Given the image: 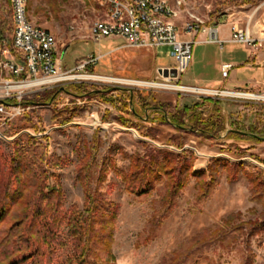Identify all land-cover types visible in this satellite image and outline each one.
<instances>
[{
  "label": "rangeland",
  "instance_id": "374dc122",
  "mask_svg": "<svg viewBox=\"0 0 264 264\" xmlns=\"http://www.w3.org/2000/svg\"><path fill=\"white\" fill-rule=\"evenodd\" d=\"M167 1L175 12L172 19L180 29L185 22L202 21L205 27L219 26L223 37L230 34L232 25L249 26L254 37L264 38V0ZM27 8L28 18L34 25L46 28L55 35L60 69L75 70L76 76L49 86H23L25 82L8 83L10 75L0 72V99H31L38 93L57 87H66L69 92L76 93L78 85L82 84L90 90H105L107 87L116 90L109 95L113 102H108L103 95L78 98L75 94L62 91L52 104L25 107L21 115L0 127V198L6 195L8 199L5 200L10 203L0 222V264H8L13 258L20 259L22 252L28 253L29 246L24 242L36 239L43 244L42 234L38 232L41 231L42 221L30 223L31 213L36 211V206L29 205L28 201L39 189L46 190L43 188L45 184H55L61 188L65 196L63 211L70 212L77 207L85 213L82 182L85 172L81 174L79 169L78 147H81L82 155L86 150L92 152L87 156V161L90 160L92 165L87 177L89 187L98 189L104 195L109 211L116 209L111 246L99 251V262L166 264L167 261L168 264L175 253L188 248L207 231L221 226L229 215L241 213L242 221L258 219L264 211L263 201L251 200L246 173L254 169L264 172V142L224 139L226 133L220 139H209L178 131L167 123L137 120L129 115V110H125V113L122 110L124 101L129 100L132 91L138 90L150 89L160 101L178 107L186 103H204L206 97H213L221 102L228 127L237 126L250 131L256 126L258 132H263L264 90H242L255 96L240 97L228 95V92L237 90L223 89L217 94L182 88L184 85L203 87L204 82L194 81L196 76L217 74L213 63L219 58V45L207 42L198 45L204 35L201 32L193 45L192 60L186 72L180 78L164 77L159 73V68L164 67L157 62L173 64L169 47L156 50V62L152 49L136 51L124 48L125 40L118 37H106L100 41L94 39V23L106 18L102 0H29ZM175 16L178 17L176 20ZM12 34L11 2L0 0V38L9 49L12 48ZM180 34L182 39L191 38L182 31ZM93 56H100L95 65L76 69L78 64ZM203 58H208L210 63L205 64ZM86 75H100L104 79L95 80L84 77ZM127 79L135 82L128 83ZM66 108L67 112L59 113ZM71 109L78 110L76 116L65 124H58L54 117H69ZM149 113L150 120L161 117L157 112L150 110ZM30 136L41 143L42 153L68 157L71 163L64 167H51L41 162L42 167L36 172L38 174H34L22 159L17 165L16 155L19 153L22 157V153L15 149L14 143L22 145L23 142L24 145ZM144 142L176 153L191 151L193 155L189 157L192 158L193 173L206 169L212 158L242 162L244 170L239 171L237 178L232 180L222 167H218L219 172L215 173L218 182L205 197L198 196V180L192 176L170 204L166 179L157 182L149 194L140 196L127 190L122 172H128L131 156L142 150ZM102 165L110 170L106 180L100 183L98 178ZM119 170L122 171L121 175ZM28 177L40 178L29 180ZM43 177H46V181ZM12 179L20 180L24 187L22 199L13 203L10 202V189L13 186L9 187ZM59 236L65 245L58 248L57 255L60 261H65L72 252L69 228L62 226ZM18 243L22 246L11 256L8 251ZM246 248L241 241L231 248L220 242L191 255L186 264H242ZM248 249L254 253L253 264H264V232L251 237Z\"/></svg>",
  "mask_w": 264,
  "mask_h": 264
},
{
  "label": "trees",
  "instance_id": "16d2710c",
  "mask_svg": "<svg viewBox=\"0 0 264 264\" xmlns=\"http://www.w3.org/2000/svg\"><path fill=\"white\" fill-rule=\"evenodd\" d=\"M73 86L75 87V85ZM115 90L113 87H107L105 90L97 88L90 90L82 84L78 85L76 93L69 92L66 87H57L38 93L31 99H22L20 102L15 99H4L2 101L5 103H18L23 107L50 105L60 92L66 91L75 94L78 98L103 95L108 102H113L114 100L110 99L109 95ZM203 102L194 103L193 105L187 104L180 108L170 102L160 101L155 96L154 91L150 89L146 91L138 90L132 91L129 100L124 101L122 110L123 113H125V110H129V115L137 120L159 121L160 124L167 123L174 126L178 131L190 132L209 139H220L222 134L226 133L224 139L254 143L264 142V131L258 132L256 126L252 127L250 131H245L237 126L228 127L229 122L223 114L219 99L206 97ZM171 108L174 111H170ZM150 110L160 114V119L150 120ZM64 111L67 112L68 109H63L59 113ZM76 111L78 110L71 109L69 117L66 116L60 119L55 116L54 118L58 124H65L70 121V118L76 116ZM14 144L16 145L15 149L20 151L23 157L19 156L16 151V157L18 158L15 160L18 161L17 165L20 164L21 159L24 160L34 174H38L36 172L42 167L41 162L51 167H64L71 163V159L68 157L60 158L55 154L47 156L44 151L42 153V145L36 137H28V141L24 145L23 142L22 145L19 143ZM141 146L142 150L131 156L128 172L119 170V174L121 175L122 172L127 190L140 196L149 194L155 188L157 182L166 179L169 204L174 200L176 194L187 185L190 176L198 180V196L205 197L218 182V177L215 175L216 172H219L218 167H222L221 169L228 173L230 175L228 177L232 180L237 178L239 171L244 170L242 162L232 163L228 160L212 158L206 169L193 173L191 171L193 164L190 161L193 155L191 151L183 150L176 153L170 150L158 149L147 142L142 143ZM77 150L81 162L79 169L82 171L81 174L85 172L82 177L85 193V213L80 212L77 207H73L70 212L63 211L65 196L61 188L55 184H45L43 188L46 190L40 191L39 189L35 195H31L28 201L29 205L36 206V211H33V214L31 213L30 223L42 221L41 231L38 232L42 234L39 235L43 239V244L36 239L29 241V243L24 242L29 246L27 247L29 251H26L28 253L22 252L21 260L13 258L8 264H107V262H99L97 259L99 251L102 249L107 250L111 246V232L116 209L109 211L104 195L98 189L93 190L89 187L87 177H89L88 173L92 165L90 160L87 161V156L92 155V152L86 150L85 155H82L81 147H78ZM109 170L105 165L100 167L98 182L101 183L106 180V174ZM205 176H208L209 179H206ZM28 178L29 180H37L36 178L39 179L40 177ZM42 179L46 181V177ZM246 179L251 191V200L263 201L264 207V172L254 169L246 173ZM19 181L18 179H12L9 184V187L13 186L10 189V202L12 203L22 199L24 195L23 184ZM5 198L8 199L6 195L4 198H0V222L6 215L8 205H10ZM241 218V213L229 215L221 226L207 231L195 239L188 248L175 253L168 264H186L191 255L200 253L206 248L220 242L231 248L233 244L239 241L247 247V253L242 260V264H253L254 253L248 249V246L251 237L264 232V211L255 220L242 221ZM97 225H100V227L97 228ZM62 226H67L72 236V252L65 261H60L57 255L58 248L65 245L59 236ZM20 246H22L20 243L12 245L8 253L11 252V256H13L14 252H18L17 248H20ZM35 256H37V259Z\"/></svg>",
  "mask_w": 264,
  "mask_h": 264
},
{
  "label": "built area",
  "instance_id": "2783aa9c",
  "mask_svg": "<svg viewBox=\"0 0 264 264\" xmlns=\"http://www.w3.org/2000/svg\"><path fill=\"white\" fill-rule=\"evenodd\" d=\"M22 1L10 0L13 17L12 50L5 46L0 38V72L10 75L8 83L25 82L27 86H49L73 78L75 70L62 71L57 55V39L50 30L38 25H30L26 11L22 10ZM108 19L102 23H94L92 34L96 41L106 37L119 36L131 49L170 46L171 55L175 59L178 77L186 72L192 60V48L199 32L207 33V41L223 44L219 38L218 26L205 27L202 21L185 22L182 29L176 23H164V19H156V11H165L172 15V5L167 0H102ZM178 17L175 16V20ZM191 35L189 40L182 39L180 32ZM230 41L243 43L249 47H264V38L253 36L249 26H231ZM12 51V52H11ZM97 57H91L77 69L86 68L95 63ZM231 64L222 66V74L228 78ZM187 90L198 92H215L211 89L183 86ZM217 93V94H218ZM232 96H255L237 90L228 92ZM264 97V96H263ZM16 98V97H15ZM8 99V98H6ZM0 99V127L7 124L24 112L21 104L5 103ZM19 102L21 99H18ZM0 134H2L0 129Z\"/></svg>",
  "mask_w": 264,
  "mask_h": 264
},
{
  "label": "crops",
  "instance_id": "0c3cea01",
  "mask_svg": "<svg viewBox=\"0 0 264 264\" xmlns=\"http://www.w3.org/2000/svg\"><path fill=\"white\" fill-rule=\"evenodd\" d=\"M104 18H105V15H104ZM200 33L201 32H199L195 36V38H197L200 35ZM203 34L204 35L201 36L200 41H198V45L203 42L219 45L220 53H219V58L215 59V62L213 63L217 70V74L215 76L202 77L199 75L194 78V81L196 82L205 83V86L198 87V88L211 89L214 91H221L223 89H227V90H246V89L260 90L261 89V90H264V47H259V46L249 47L243 43H237V42L230 41L231 27H230V34L228 36L226 35L223 37H221V31L219 28V38L224 41L223 44H220L218 42H209L207 41V33L204 32ZM189 36L192 38L191 35ZM112 37L122 38L119 36H112ZM161 47H169L170 54H171L170 46H158V47L141 48V49H134V50L142 51L144 49H152L155 55V60L157 62L156 56L158 55V53L156 52V50ZM124 48H126V45ZM193 50H194V46L192 48V52ZM57 55H58V51H57ZM94 57H97L98 60L95 63H92L91 65L90 64L87 65L86 67H91L99 61L100 56H94ZM203 57H205V55H203ZM172 60H173V64H160L158 62L157 64L160 67L172 68V67H175L176 65L175 59L173 57H172ZM206 60L207 62H205ZM87 61L88 60L83 61L80 64H78L76 66V69ZM203 62L205 64H208V62L210 63V61H208V58L207 59L203 58ZM226 64H231L234 66L228 78H225L222 74V66ZM59 67H60V60H59ZM70 70L72 69H68L67 71H70ZM184 73H182L181 75H183ZM181 75H179V78L181 77ZM189 87H195V86H189ZM184 105H187V103Z\"/></svg>",
  "mask_w": 264,
  "mask_h": 264
},
{
  "label": "bare ground",
  "instance_id": "6f19581e",
  "mask_svg": "<svg viewBox=\"0 0 264 264\" xmlns=\"http://www.w3.org/2000/svg\"><path fill=\"white\" fill-rule=\"evenodd\" d=\"M28 2L29 0H25V1H22V10L26 11L27 13V18H28ZM174 10L172 9V15H174ZM105 16L106 18L104 20H101V21H97L95 23H102V22H105V20L108 19V11L105 12ZM173 16H166V12L165 11H156V19H164V23H174L173 19H172ZM29 24L30 25H34L30 20H29ZM51 33V32H50ZM84 77H88V78H91V79H95V80H99V79H104V76H100V75H86ZM126 80V79H124ZM128 83L129 82H135V81H130L128 80ZM29 84V83H28ZM28 84H25L23 86H27ZM192 90V89H191ZM210 92V91H208ZM0 118H1V109H0Z\"/></svg>",
  "mask_w": 264,
  "mask_h": 264
},
{
  "label": "water",
  "instance_id": "95a60500",
  "mask_svg": "<svg viewBox=\"0 0 264 264\" xmlns=\"http://www.w3.org/2000/svg\"><path fill=\"white\" fill-rule=\"evenodd\" d=\"M159 73L163 75L164 77H172L177 78L178 77V71L175 67L172 68H161L159 69Z\"/></svg>",
  "mask_w": 264,
  "mask_h": 264
}]
</instances>
